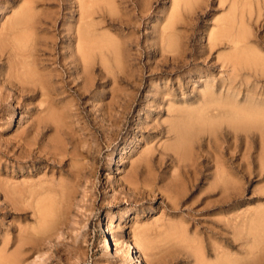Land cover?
Instances as JSON below:
<instances>
[{
    "label": "rangeland",
    "instance_id": "rangeland-1",
    "mask_svg": "<svg viewBox=\"0 0 264 264\" xmlns=\"http://www.w3.org/2000/svg\"><path fill=\"white\" fill-rule=\"evenodd\" d=\"M258 212L264 0H0V264H264Z\"/></svg>",
    "mask_w": 264,
    "mask_h": 264
},
{
    "label": "bare ground",
    "instance_id": "bare-ground-1",
    "mask_svg": "<svg viewBox=\"0 0 264 264\" xmlns=\"http://www.w3.org/2000/svg\"><path fill=\"white\" fill-rule=\"evenodd\" d=\"M100 1V0H99ZM89 2V1H88ZM179 2V1H178ZM249 2V1H248ZM250 3V2H249ZM177 4V3H176ZM82 6V5H81ZM85 6V8H82L81 10H80V14L82 15L84 12H85V14L90 10L89 8H90V6H88V5H84ZM92 8V7H91ZM28 9V8H27ZM88 10V11H87ZM87 11V12H86ZM24 12V11H23ZM22 13V12H21ZM28 12H26V14H27ZM90 13V12H89ZM92 13V12H91ZM91 13L89 14V15H91ZM88 14V13H87ZM88 15V16H89ZM20 16V15H19ZM31 16V15H30ZM30 16L29 15H24L23 17H22V15H21V17H18L16 20H15V23L14 24H16L17 26L18 25H24L23 27L24 28H26L25 26H26V24L28 23V22H30L29 20L32 18H30ZM88 16H86V17H88ZM84 17H85V15H84ZM90 17V16H89ZM13 25V24H12ZM17 26H15V27H17ZM20 27V26H19ZM14 28V27H13ZM23 28V29H24ZM21 29H22V27H21ZM22 29V30H23ZM16 30V29H15ZM20 30V29H19ZM22 30H21V32H22ZM21 32H19V33H21ZM248 32V31H247ZM247 34V33H246ZM249 35V34H248ZM5 36V35H4ZM8 36V35H7ZM20 36V35H19ZM27 36V35H26ZM82 37H80V38H82V40H81V42H79L78 44L79 45H77L78 46V50H79V52L82 54V57H88V54H89V52H88V50H87V43L88 42H86V38H83V36L85 37V35H81ZM243 36V35H242ZM11 37H12V35H11ZM16 39V36H14L13 37V39ZM20 38V37H19ZM29 38V37H28ZM79 40V39H78ZM18 41V40H17ZM24 41V38L22 37V41H20L19 40V43L18 44H20V42H23ZM27 41H28V39H27ZM17 43V42H16ZM25 43H27L26 42V39H25ZM90 43V42H89ZM23 44V43H22ZM90 47V46H89ZM235 50H238L239 48V46H237V44H235ZM26 48V47H25ZM24 49V48H23ZM233 49V48H232ZM243 51V50H242ZM82 59V58H81ZM84 60V59H83ZM246 60H247V58H246ZM84 61H86V60H84ZM18 73V72H17ZM31 73V72H30ZM23 77H24V75H23ZM244 114V113H243ZM250 114V113H249ZM235 116L237 117V118H239V113L238 112H236L235 113ZM145 118H147V117H145ZM197 119V121H200L198 124H203V121H201V118L200 117H197L196 118ZM208 125V124H207ZM187 142V141H186ZM179 146H176V148H177V150L175 149V148H170L172 151H178V148ZM24 186H26V185H24ZM35 190V189H34ZM24 191V190H23ZM62 194V193H61ZM40 198V197H39ZM30 200V199H29ZM39 201H41V203H42V199H38V202ZM44 201V200H43ZM50 201V200H49ZM28 202V201H27ZM35 202H36V200H35ZM53 203H55V202H53ZM36 204V203H35ZM39 204H40V202H39ZM48 204V203H47ZM61 204V203H60ZM42 205V204H41ZM41 205H37L38 207L39 206H41ZM36 206V207H37ZM54 206V205H53ZM42 207V206H41ZM40 207V208H41ZM54 208V207H53ZM49 210H51V209H49ZM48 210V211H49ZM47 210H46V212H44V213H46L45 215V217H43V219H42V222H43V224H46L47 222H48V219H46V217H47V215H49L50 216V212H48ZM51 212H52V210H51ZM37 214V213H36ZM40 213L38 212V215H39ZM53 215V214H52ZM250 219V218H249ZM41 221V220H40ZM51 221V220H50ZM247 221V220H246ZM41 222V223H42ZM230 222V221H229ZM51 226V225H50ZM247 226V227H246ZM247 231H248V233L252 236V244H251V246L249 247V251H248V253H249V257H252V259L254 258V256H255V254L253 255L252 253H254L253 252V250L255 249V248H257V247H259V245H260V243H261V245L263 244V241H261V240H263L262 239V236L264 235V213H262L261 212V214L258 212L257 213V215L255 216V218L254 219H251V220H249L248 221V223L247 224H245L244 223V226H243ZM110 229V228H109ZM108 228H106V230H109ZM109 231H111V230H109ZM114 232V231H113ZM248 234V235H249ZM113 238V237H112ZM144 239V238H143ZM119 241V240H118ZM108 242V241H107ZM117 241H115V243H116ZM109 245V244H108ZM115 245V244H114ZM126 246V245H125ZM262 246H264V245H262ZM262 246H261V248H262ZM107 247V246H106ZM127 247V246H126ZM116 249V248H115ZM124 249H126L125 247H124ZM258 249V248H257ZM117 250V249H116ZM261 249H259V251H260ZM124 251V250H123ZM255 251V250H254ZM117 252V251H116ZM119 252V251H118ZM260 252H262V250L260 251ZM122 253V252H121ZM257 253V252H256ZM124 254V255H123ZM123 254H121V255H123V256H125V257H127V249L124 251V253ZM225 255V254H224ZM257 255V254H256ZM129 256V255H128ZM197 256H198V259H197V262H198V264H212V263H210V262H204L203 261V258H204V256H205V254H197ZM130 257V256H129ZM128 257V258H129ZM258 257V256H257ZM259 258V257H258ZM121 259V258H120ZM127 259V258H126ZM126 259L124 260L123 259V261H126ZM132 259V258H131ZM122 261V260H121ZM231 261L230 260H227V259H225V260H223L222 261V259H221V261H219V262H216L215 264H231L230 263ZM12 264H14V263H12Z\"/></svg>",
    "mask_w": 264,
    "mask_h": 264
}]
</instances>
